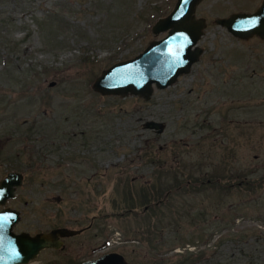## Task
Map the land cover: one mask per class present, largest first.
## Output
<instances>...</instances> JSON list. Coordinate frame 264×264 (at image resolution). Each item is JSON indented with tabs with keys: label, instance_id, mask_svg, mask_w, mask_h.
<instances>
[{
	"label": "rangeland",
	"instance_id": "rangeland-1",
	"mask_svg": "<svg viewBox=\"0 0 264 264\" xmlns=\"http://www.w3.org/2000/svg\"><path fill=\"white\" fill-rule=\"evenodd\" d=\"M176 1L0 0V180L24 175L15 230L85 229L32 263L264 264V185L244 182L264 177V39L216 22L263 0H201L203 53L149 99L93 87L166 36L153 25Z\"/></svg>",
	"mask_w": 264,
	"mask_h": 264
},
{
	"label": "water",
	"instance_id": "water-1",
	"mask_svg": "<svg viewBox=\"0 0 264 264\" xmlns=\"http://www.w3.org/2000/svg\"><path fill=\"white\" fill-rule=\"evenodd\" d=\"M201 0H177L173 9L160 17L153 25V32H167L166 36L153 40L138 55L122 60L105 69L95 80L93 87L104 95H136L149 99L158 89H165L178 78L190 72L199 60L203 48L198 45L206 22L194 16ZM216 22L226 27L235 37L247 39L259 36L264 39V0L253 12H235L220 17ZM54 83H51L53 85ZM145 127L158 133L165 130L161 121L148 120ZM24 181V175L11 171L0 180V264H49L32 263L45 248H62V238L82 233L85 229L56 227L48 232L32 235L24 231L16 233L14 226L20 221V211L8 207L10 198L16 197V189ZM83 264H132L116 251L106 252Z\"/></svg>",
	"mask_w": 264,
	"mask_h": 264
},
{
	"label": "trees",
	"instance_id": "trees-1",
	"mask_svg": "<svg viewBox=\"0 0 264 264\" xmlns=\"http://www.w3.org/2000/svg\"><path fill=\"white\" fill-rule=\"evenodd\" d=\"M246 180H244V182L246 184H250V187H254V188L255 187H260L261 188L264 185V177L262 179H260L261 181H259V182L256 181V180H253V182L251 183V182L246 181ZM177 264H192V263H190L189 259H184V260L179 261Z\"/></svg>",
	"mask_w": 264,
	"mask_h": 264
},
{
	"label": "flooded vegetation",
	"instance_id": "flooded-vegetation-1",
	"mask_svg": "<svg viewBox=\"0 0 264 264\" xmlns=\"http://www.w3.org/2000/svg\"><path fill=\"white\" fill-rule=\"evenodd\" d=\"M17 190H18V188L16 189V191H17ZM9 201H10V200H9ZM9 201H8V203H9ZM0 206H1V205H0ZM8 206L11 207L9 204H8ZM11 208H14V207H11ZM3 209H4V207H1V208H0V211H2ZM14 209H16V208H14ZM17 210H18V209H17ZM20 217H21V219H22V213H21V211H20ZM19 222H20V221H19ZM92 222H93V220H92ZM92 222H91L90 224H92ZM17 224H18V223H17ZM17 224H16V225H17ZM16 225H15V226H16ZM57 227H62V226H57ZM54 228H56V227H54ZM52 229H53V228H52ZM14 230H15V228H14ZM50 230H51V229H50ZM15 231H16V230H15ZM84 231H85V230H84ZM84 231H83V232H84ZM16 232H17V231H16ZM21 232H22V231H21ZM18 233H19V232H18ZM77 235H78V234H77ZM74 236H75V235H74ZM70 237H71V236H70ZM67 238H69V237L62 238L63 243H64V240L67 239ZM63 246H64V245H63ZM62 248H63V247H62ZM62 248H59V249H62ZM55 249H56V248H55ZM109 252H111V251H109ZM104 253H106V252H104ZM104 253H102V254H104ZM102 254H100V255H102ZM100 255H99V256H100ZM99 256H97V257H99ZM97 257H94V258H97ZM89 259H91V258H89ZM92 259H93V258H92ZM86 260H87V259H86ZM84 261H85V260H84ZM84 261H82L81 264H83Z\"/></svg>",
	"mask_w": 264,
	"mask_h": 264
}]
</instances>
